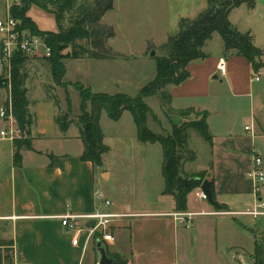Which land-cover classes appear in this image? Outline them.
I'll return each mask as SVG.
<instances>
[{
  "label": "crops",
  "instance_id": "obj_1",
  "mask_svg": "<svg viewBox=\"0 0 264 264\" xmlns=\"http://www.w3.org/2000/svg\"><path fill=\"white\" fill-rule=\"evenodd\" d=\"M20 1L0 0V19L5 18L10 7ZM257 3L255 6L260 5ZM34 11L44 12L32 6L26 14L27 17L39 30L45 31L37 25L32 14ZM46 14L54 18L53 15ZM57 30L55 21L54 28L49 32ZM209 57L206 61H195L187 66L190 74L187 81L178 86L166 87L171 97L170 107L174 112L193 108L208 113L206 122L212 144L206 145L207 159L193 170L191 165L196 161L194 153V160L183 166V174L204 173L205 180L213 184L217 205L224 206V211H241L250 207L253 198L252 183L248 178L252 167L249 152L257 137V128L255 120L252 122V115L251 125L244 126L246 137L237 135L233 127L225 121L220 119L216 122L213 117L219 116L216 108L218 99L211 100L210 87L212 78L220 83L226 80L235 92L234 99L240 100L243 95L251 99L249 92L241 91L230 80L233 74L230 68L233 61L243 62L250 76L252 68L244 59L227 57L224 59L227 74L221 77L216 70V64L218 59L224 57ZM20 74L27 91L28 111L33 121L30 130L32 149L21 151L20 166H15L13 162V142L0 139V238L13 242L14 264H98L96 254L91 252L97 248V243L93 236L88 237L93 223L82 218L96 212L127 215L109 223L105 233L110 234L112 240L101 243L113 263L114 255L125 264H220L229 259L231 252L244 249L241 245L230 247L225 244L224 247L217 244V235L225 228L224 223L217 221L225 216L200 214L193 217L189 227L178 224L171 216L176 213L174 200L163 195L164 181L161 183L159 178L155 188L151 184V187L140 189L137 203L131 204L128 198H125L123 205L106 200L108 205L105 207L113 206L114 209L110 212L101 211L97 204V199L102 198L98 192L97 175H101L102 179L104 174L107 175V179H103L107 181L111 179L112 173L103 168V160L101 167L80 160L83 144L74 123L64 133L59 130L55 119L61 111L63 101L61 94L55 90L61 88L52 80L48 61L41 55L25 56ZM219 77L224 79L220 80ZM7 96L8 90L0 89V109L5 105ZM206 100L210 101L212 108L191 103ZM55 101L59 102V109ZM182 122L184 123L183 119ZM7 127L8 124L0 118V130ZM246 127L252 128L254 137L251 131L245 130ZM135 138L143 147L151 148L155 145L139 142L136 129ZM246 139L251 142L249 152L245 145ZM139 164L140 177L149 174L143 171L148 167L141 161ZM194 192L195 190L187 198L185 212L218 211L207 202L197 200ZM262 196L264 197V189ZM66 215L79 217L71 221L74 229L61 225L59 218ZM12 217L13 219H4ZM246 220L242 224L234 219L247 231L252 230L248 223H254L257 232L264 229L259 227V221L250 218ZM1 229L7 232L5 236Z\"/></svg>",
  "mask_w": 264,
  "mask_h": 264
},
{
  "label": "rangeland",
  "instance_id": "obj_2",
  "mask_svg": "<svg viewBox=\"0 0 264 264\" xmlns=\"http://www.w3.org/2000/svg\"><path fill=\"white\" fill-rule=\"evenodd\" d=\"M76 1L79 6L86 2L91 3L93 0ZM111 2L112 10L105 13L99 23L113 31L114 36L106 40L104 44L105 49L110 51L111 57L109 59H90L83 56L82 59L86 60H66L64 62L66 67L64 82L81 83L93 93L125 94L129 97H136L140 90L155 78L154 58L162 55L159 48L167 42L169 37L177 33L182 19L194 20L205 11L208 8V0H111ZM257 4H260L259 1ZM32 14L40 29L51 31L54 28L55 19L53 17L44 12L34 11ZM71 16L72 14L64 16L63 28L69 27ZM228 19L240 33H251L254 44L263 51V58L260 59L263 62L264 7L258 5L249 9L245 5H241L230 12ZM77 43L87 48L86 41ZM151 52H154L153 57L150 56ZM203 52L210 57L218 55H222L223 59L230 57L229 53L225 52L223 40L217 33H214L212 38L206 42ZM262 69L259 70L261 71L259 74L251 71L252 76H250V72L247 71L243 62L233 61L232 68H230L233 73L230 80L240 87L241 91L249 92L251 99L246 95H243L240 100L234 99L235 92L231 85L226 80L220 83L213 78L211 79L210 95L211 100L218 99L216 108L219 110V116H214L213 119L216 122L220 119L225 121L233 127L237 135L246 137L247 132L244 131V126L251 125L252 115V122L255 120L257 128V137L253 142V148L264 158V69ZM254 74L258 76V81H255ZM219 79L223 80L224 78L219 77ZM55 92L61 94L60 97L63 101L60 113L66 112V97H68L71 102V114L76 116L80 114L79 96L72 87L56 89ZM209 102L206 100L191 103L212 108ZM145 103L154 114V117L147 119V128L157 135L171 134L170 118L178 116L179 113L174 112L170 105H166L158 96L146 98ZM201 112L203 111L193 108L184 110L182 118L184 124L189 126L198 120ZM99 124L104 135V144L108 148V151L102 156L103 168L110 171L112 176L110 180L104 181L103 179H107V175L104 174L103 179L101 175H97L98 192L102 196L97 199V204L101 207V211L110 212L114 207H105L106 200L123 205L125 198H128L131 204H135L139 200L138 194L141 188L151 187V184L155 188L157 178L163 183L161 176L162 149L158 143L150 148L143 147L136 141V127L128 111H125L118 122L110 120L102 111ZM186 133L189 137L188 149L196 156V161L191 165L194 170L207 159L205 154L207 143L192 129H187ZM245 145L249 152V146L251 147L249 139H246ZM251 150L252 148L249 152L250 157L252 156ZM140 161L148 167L143 170L145 173H149L146 176L140 177L138 173L141 170H138ZM184 165L185 163L182 165V172ZM198 174L200 173L188 172L184 175L190 177ZM220 218L222 219L217 222L224 223L226 230L224 228L221 231L223 234L219 232L217 235V244L224 247L225 244H229L230 247L241 245L244 248L231 252L229 259L220 262V264H264V229L257 232L254 223H248L249 228L254 232L252 233L234 221L237 219L244 224L248 218L236 216ZM258 223L259 227L264 228V219L259 220ZM1 230L5 236L7 232ZM8 230L7 228L6 231ZM222 251L225 252V249ZM91 252L96 254L99 261L98 249L95 247ZM237 255H242L241 260L237 258Z\"/></svg>",
  "mask_w": 264,
  "mask_h": 264
},
{
  "label": "trees",
  "instance_id": "obj_3",
  "mask_svg": "<svg viewBox=\"0 0 264 264\" xmlns=\"http://www.w3.org/2000/svg\"><path fill=\"white\" fill-rule=\"evenodd\" d=\"M257 0H208V8L194 20L182 19L177 33L168 38L159 48L162 55L154 58L155 78L145 85L136 97L125 94L108 95L93 93L81 83H65L68 59H109L110 51L105 49V41L114 36L112 29L101 26L100 20L105 13L112 10L111 0H93L78 6L76 0H21L9 9V15L18 22V31L28 32L30 35L45 39L50 48V56L46 58L51 68L52 80L56 86L65 89L72 87L79 96L80 114L71 116V102L66 97L67 110L58 113L56 124L61 132H66L71 124H75L79 131V138L83 144L80 160L90 162L95 167L102 166V156L108 151L103 143V134L100 128V115L104 111L107 117L117 122L123 112L128 111L136 127L137 139L141 143H158L162 149L161 173L164 181L163 195L174 200V210L185 212L187 198L190 193L198 189L205 180L204 173L187 177L182 172L183 163L193 161L195 156L188 149L187 129L194 130L206 143L212 144V137L207 125V112H201L198 120L187 126L182 123L178 127L172 126V133L161 136L152 133L147 128V119L154 117L152 110L145 103L148 97H160L166 105H170L171 97L166 91L167 86H178L190 78L187 66L195 61H204L207 55L203 47L214 33L219 34L224 43L225 52L230 57H238L247 61L252 71L257 74L264 63L260 61L263 51L254 44L251 33H240L228 19L230 12L245 5L253 9ZM35 6L54 16L57 32L41 31L36 24L27 17L29 9ZM67 14H72L69 27L63 28L62 20ZM86 41L87 48L77 42ZM67 51V52H66ZM66 52V53H65ZM25 61L22 53H16L11 61V78L6 80L0 76V89L8 90L12 102V114L22 138L13 142L15 166L21 164V151L31 150L30 130L32 117L28 111L27 91L23 86L20 67ZM59 109V102L55 101ZM183 118L184 111L178 112ZM171 123V122H170ZM211 192L213 184L211 183ZM218 211L226 208L222 205L215 207ZM253 232V230H250ZM95 243H102L101 232L93 235ZM5 243L0 239V244ZM113 264H125L117 256L112 257Z\"/></svg>",
  "mask_w": 264,
  "mask_h": 264
},
{
  "label": "built area",
  "instance_id": "obj_4",
  "mask_svg": "<svg viewBox=\"0 0 264 264\" xmlns=\"http://www.w3.org/2000/svg\"><path fill=\"white\" fill-rule=\"evenodd\" d=\"M18 2L19 0H14ZM18 22L12 19L9 12L5 18L0 19V76H3L6 80L11 78V61L16 53H22L24 56L29 55H41L44 58L50 56V48L45 42V39L40 36H32L28 32H20L17 29ZM216 70L221 77H225L227 74V64L223 58L218 59L216 64ZM255 81H258V76L255 75ZM0 118L4 120L8 127L0 130V139L14 142L22 138V133L17 127L15 119L12 114V102L10 96V87H8V96L5 101V105L0 109ZM245 130L251 131L252 128L246 127ZM251 171L248 174V178L252 183V203L250 207L242 211H214L210 213H187V212H176L171 214L174 220L184 226L189 227L193 217L196 215H212V216H236L250 218L252 220L259 221L264 219V197L262 191L264 189V159L258 153L257 150L252 148ZM195 198L199 201H206L205 195L200 190V187L194 192ZM98 196V195H97ZM99 197V196H98ZM108 205V202H105ZM127 215H116V214H102L93 213L82 218L93 223V227L88 231V237L93 236L96 232H101L102 241L109 242L112 240L110 234H106L105 231L108 229L109 223L117 218H121ZM79 218V217H78ZM76 216H62L61 225L74 229L71 221L78 219ZM5 220L13 219L4 218ZM1 220V218H0ZM5 243L0 244V264H14L15 262V246L13 242H7L0 238ZM76 243V241H74ZM237 258L241 260L242 255H237Z\"/></svg>",
  "mask_w": 264,
  "mask_h": 264
},
{
  "label": "water",
  "instance_id": "obj_5",
  "mask_svg": "<svg viewBox=\"0 0 264 264\" xmlns=\"http://www.w3.org/2000/svg\"><path fill=\"white\" fill-rule=\"evenodd\" d=\"M259 3L261 6L264 7V0H259ZM150 56L153 57L154 52H151ZM170 122H171L172 126H174V127H178L179 125H181L183 123L182 119L179 117H171ZM200 190L205 195L206 202L209 205L216 207L217 203L213 199V194L211 192V183L207 180H204L200 186ZM92 227H93V224L91 225V228ZM97 249H98V252L100 254V260H99L98 264H113V260L108 258L107 254L105 252V249L101 246V243H97Z\"/></svg>",
  "mask_w": 264,
  "mask_h": 264
}]
</instances>
